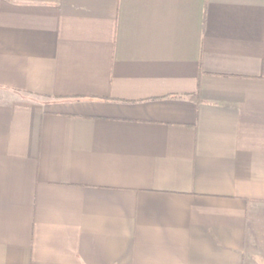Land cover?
<instances>
[{"label":"crops","instance_id":"0c3cea01","mask_svg":"<svg viewBox=\"0 0 264 264\" xmlns=\"http://www.w3.org/2000/svg\"><path fill=\"white\" fill-rule=\"evenodd\" d=\"M263 230L264 0H0V264H250Z\"/></svg>","mask_w":264,"mask_h":264},{"label":"rangeland","instance_id":"374dc122","mask_svg":"<svg viewBox=\"0 0 264 264\" xmlns=\"http://www.w3.org/2000/svg\"><path fill=\"white\" fill-rule=\"evenodd\" d=\"M260 234L263 235V237H264V230L260 231ZM259 238L260 237H258V239ZM259 240H263L264 241V238L263 239H259ZM253 248H254L253 252L252 253L250 252V254H248V255H250V256L253 255V258H255V257L256 258L255 259L252 258L250 264H264V262L262 261L263 260V256H262L261 251H260V248H262L261 243H259L257 246L255 245V247H253ZM255 251H256V253H255ZM248 259H250L249 256H248Z\"/></svg>","mask_w":264,"mask_h":264}]
</instances>
